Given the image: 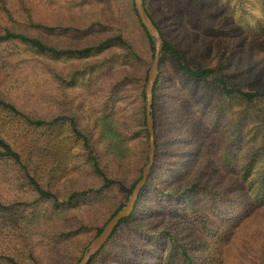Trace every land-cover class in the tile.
<instances>
[{
  "label": "rangeland",
  "instance_id": "obj_1",
  "mask_svg": "<svg viewBox=\"0 0 264 264\" xmlns=\"http://www.w3.org/2000/svg\"><path fill=\"white\" fill-rule=\"evenodd\" d=\"M17 2L13 28L55 51L0 44V96L19 108L38 96L44 101L32 104L31 115L48 120L68 112V98H79L86 109L80 128L114 183L92 192L101 182L89 172L85 184L54 187L60 200L69 189L92 192L71 204L22 195L24 204L0 208V264H10L8 257L75 264L125 205L148 162L142 92L156 47L134 0ZM145 6L185 64L215 74L191 78L162 52L150 180L134 217L92 264H264V98L230 97L217 82L264 90V0H145ZM85 48L80 57L62 53ZM171 196L175 203H168Z\"/></svg>",
  "mask_w": 264,
  "mask_h": 264
},
{
  "label": "trees",
  "instance_id": "obj_2",
  "mask_svg": "<svg viewBox=\"0 0 264 264\" xmlns=\"http://www.w3.org/2000/svg\"><path fill=\"white\" fill-rule=\"evenodd\" d=\"M144 4H145V0H144ZM19 10L20 9L18 7L17 0H0V44L22 42L40 52L55 51L54 49L50 48L47 44H45L43 41H41L39 38L32 37L28 34L17 31L16 29L13 28V26L17 24L18 22L16 21L9 22L13 15L12 12L19 13ZM146 11L150 15L147 8H146ZM137 15H138V12H137ZM150 17L152 18L151 15ZM152 20L154 21L153 18ZM139 21H140V18H139ZM154 23L160 31V28L158 27L157 23L155 21ZM141 25L146 31L151 41V37L148 34L147 30L145 29L142 23ZM113 40L120 44H125V40L121 36L114 37ZM89 50L90 48H85V49L75 50V51H71V50L65 51L62 53H68L70 55L80 57V56L85 55ZM163 52L172 56L175 59L180 71H182L183 73H185L187 76L191 78L206 81L210 79L211 77H213L215 74V70L213 68L194 69L188 66L187 64H185L180 52L176 50L172 44H170L168 41L164 39H163ZM217 82L222 87L223 92L226 95H229L230 97H237V98L240 97L241 99L246 100L248 102H254L258 99L264 98V90L250 91V90H244L241 88L230 87L222 79H217ZM157 83H158V79L154 86L153 106H152L153 108L152 115L154 118L155 135H156V119H155L154 92H155ZM37 97L38 96H32L31 99H35ZM142 97H144L145 102H146L145 91L142 92ZM68 100H69L68 112H65L64 114H62L61 116H58L55 119L48 120L45 118H41V119L35 118L34 115L33 116L31 115L32 110H29V109H31V106L33 103H36L38 101H31L30 103H27L25 105L19 104L20 105V108H19L14 103L0 96V115L1 113H6L5 116H2V120L0 121V208L2 210L10 209L15 204H19V203L24 204V202H22L24 200H20L21 199L20 197L22 195L34 196L36 197L37 200H52L55 205H58V204L63 205L66 203L71 204L74 201H76L78 198H82L83 196L88 195V193H92L94 191L95 193H97L98 190L101 191L102 193L104 189L109 188L114 183V180H112L111 178L105 175V172L103 171V168L100 165L101 163L97 155L92 150V147L90 145L89 136L85 134L80 128V125L82 122L81 121L82 111L85 115L86 109L82 110L81 104L78 103V101L80 100L79 98L70 97L68 98ZM22 101H25V98H21V100H19V102H22ZM36 104H39V103H36ZM144 116H146L145 126H147L146 107L144 108ZM65 121H67L69 127L74 130L75 135L77 136V139L81 141L84 145V149L86 150V153H87L88 175L90 172L94 176L98 177L101 182V186L98 189L92 190V192H89L88 189H84L79 192H74L70 194L66 198V200H60V195H58V193L54 191L55 185L50 184V183H44L45 181H50V179L42 177L41 180H39L36 177L37 173L39 172L37 168L32 169L31 165H27L24 163V160H26L27 158L31 159V161L35 160L36 155H37V156L46 158V160L48 159V161H51L53 156L50 155V149L48 147H45L44 150H40L35 145L34 139L40 144V139H36V135L38 134H36L35 131L40 130L42 135H44L43 139L48 142L49 137L46 136L47 133L50 132V130L54 128V125L56 123H59V125H62L63 123H65ZM18 131H20V133H18ZM146 132L149 135V131L147 130ZM17 141L20 143L18 148L15 146V143ZM157 146L158 145L156 141V151H157ZM89 147L91 148L89 149ZM29 164H32V163L30 162ZM17 172L20 173L21 177L16 176ZM141 175L138 178V180L135 182V184L132 185L131 189H129V194L132 193L133 188L135 187L136 183L140 180ZM179 175L177 176L178 178H180ZM148 183L139 196V200L136 204L135 211L129 218L121 221V223L115 230L114 234L112 235V238H114L118 230L124 224L128 223L134 217L136 213V209L142 198V194L145 191L146 187L148 186ZM10 196H16V199L14 200L9 199L8 197ZM175 202H176V196L175 198L173 196L168 197V203H175ZM166 207L167 206L163 208V211L166 210ZM119 210L120 209L115 211L111 215V217L114 216ZM103 227L98 232V234L102 231ZM112 238L110 240H112ZM102 250L94 258H92L89 264L93 263L95 258L98 257V255L102 252ZM155 257L158 258L160 256L158 253H156ZM6 259L9 261L10 264H18V262L14 258L8 257ZM190 264H193V263H190Z\"/></svg>",
  "mask_w": 264,
  "mask_h": 264
},
{
  "label": "crops",
  "instance_id": "obj_3",
  "mask_svg": "<svg viewBox=\"0 0 264 264\" xmlns=\"http://www.w3.org/2000/svg\"><path fill=\"white\" fill-rule=\"evenodd\" d=\"M29 101H38L36 103H40L44 101V99L35 98ZM18 133H20V131H18ZM35 133L38 134L36 135V139H40V144L34 139L35 145L40 150H44L45 147H48L50 149V155L53 156L51 161L37 155L35 160L31 161V159L28 158L24 160V163L31 165L32 169L37 168L39 172L36 177L39 180H41L42 177L48 178L50 181H45L44 183L62 187L63 185L85 184L88 177L87 153L83 143L77 139L74 130L69 127L68 122L65 121L62 125L56 123L54 128L46 135L49 137L48 142L43 139L44 135H42L40 130H36ZM19 144L20 143L17 141L15 146L18 148ZM30 162L32 164H29ZM16 176L21 177L19 172L16 173ZM79 191L81 190H68L70 194ZM12 197L16 199V196H10L8 198L12 199Z\"/></svg>",
  "mask_w": 264,
  "mask_h": 264
},
{
  "label": "water",
  "instance_id": "obj_4",
  "mask_svg": "<svg viewBox=\"0 0 264 264\" xmlns=\"http://www.w3.org/2000/svg\"><path fill=\"white\" fill-rule=\"evenodd\" d=\"M138 16L141 23L147 30L148 34L155 43L156 53L153 62V66L150 69L148 83L145 89L146 93V110H147V127L150 136V149H149V158L148 162L142 169V175L140 180L136 183L133 188L132 193L130 194L125 205L114 215L103 227L102 231L92 240L86 249L85 253L82 255L80 260L75 264H89L94 258L110 241L115 230L119 226L122 220L129 218L135 211L136 204L139 200V196L142 193L143 189L147 185L151 172L154 166L155 153H156V135L154 128V118L152 115V106H153V91L154 86L157 82L160 70V59L163 52V39L161 33L154 21L147 13L144 0H134Z\"/></svg>",
  "mask_w": 264,
  "mask_h": 264
}]
</instances>
